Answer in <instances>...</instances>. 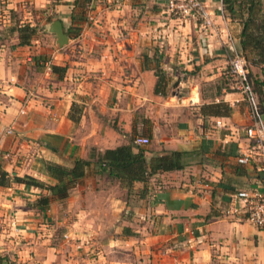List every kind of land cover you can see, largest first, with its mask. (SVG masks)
<instances>
[{
    "label": "crops",
    "instance_id": "obj_1",
    "mask_svg": "<svg viewBox=\"0 0 264 264\" xmlns=\"http://www.w3.org/2000/svg\"><path fill=\"white\" fill-rule=\"evenodd\" d=\"M165 1L0 0V169L8 181L0 186V255L13 264H264V230L224 214L238 189L264 192L258 163L236 161L249 116L225 75L232 47L253 78L264 79L239 44L246 18L253 30L264 19V0H254L252 13L248 0H234L232 11L202 0L213 20L206 31L170 16ZM55 20L66 36L61 46L50 31ZM22 24L36 27L27 45L13 30ZM52 65L64 72L58 77ZM156 68L165 72L163 96L153 92ZM217 102L226 114L201 107ZM135 136L149 140L140 146L146 159L179 151L184 162L133 182L144 186L140 197L93 164L62 201L13 179L52 183L44 162L71 167L90 147ZM41 195L49 201L39 209L32 204ZM88 238L95 252L82 255Z\"/></svg>",
    "mask_w": 264,
    "mask_h": 264
},
{
    "label": "trees",
    "instance_id": "obj_2",
    "mask_svg": "<svg viewBox=\"0 0 264 264\" xmlns=\"http://www.w3.org/2000/svg\"><path fill=\"white\" fill-rule=\"evenodd\" d=\"M234 0H221L222 6L228 11H232V4ZM250 2L247 7V13H252L251 4L254 0H248ZM264 17V12L261 14ZM253 22L246 18L242 23L240 31L239 44L241 50L247 46L252 52L251 64L260 65V73L264 75V19L260 23H256L254 30ZM17 34V44L27 45L30 43L32 36L36 31L35 26L28 24L16 25L13 27ZM242 56L245 57L244 54ZM64 66L52 65L50 67L51 72H54L58 77L64 72ZM154 76L156 78L153 92L159 95L166 94V76L162 69H154ZM248 78L252 84L254 93H260L258 97L260 101L264 98V79L259 80L253 78L250 71H248ZM227 79L231 80L229 77ZM228 88V87H227ZM216 94L218 92H215ZM202 109H206L209 114L223 115L228 112V106L223 102L203 104ZM72 118V117H71ZM93 164L97 172H104L108 176L116 177L121 187L125 188L126 192H132L137 197L143 195L144 186L140 189H132L133 182L144 183L148 177L157 171H168L173 169H180L184 166L182 160V153L179 151H167L163 152L151 160L146 159L144 151L140 146L132 144L131 140L124 145L117 146L111 149H104L102 151L97 150L95 147H90L86 158L76 159L71 167H65L60 164L52 162H44V173L54 180L52 183H46L42 180L34 177L23 175L21 177L14 176L13 179L16 182L22 183L25 186H33L40 189H44L50 193V196L62 201L67 196V190L72 187L75 181L84 175V172L88 165ZM6 172L0 169V186H7ZM49 198L47 195H41L36 198L32 205L42 209L47 206ZM122 233L127 234V228ZM9 259L6 255H0V264H7ZM13 264V263H12Z\"/></svg>",
    "mask_w": 264,
    "mask_h": 264
},
{
    "label": "built area",
    "instance_id": "obj_3",
    "mask_svg": "<svg viewBox=\"0 0 264 264\" xmlns=\"http://www.w3.org/2000/svg\"><path fill=\"white\" fill-rule=\"evenodd\" d=\"M122 0H112L116 7ZM166 12L178 19L193 21L201 31L210 30L213 27V20L205 10L202 0H166ZM88 20L91 16L88 15ZM227 64L225 75L233 80V87L241 94L246 103L249 122L243 127L245 138L244 148H240L236 161L245 164L249 160L258 163V171L264 174V118L253 91L252 84L248 78V66L245 58L236 53L232 47L226 54ZM31 95L29 94V97ZM28 98L24 97L19 108V113L24 112V106ZM6 134L12 133V128L4 130ZM132 144L144 146L149 140L144 136H135L131 139ZM7 156V153H4ZM231 207L224 211L226 216L234 220L248 222L260 230H264V192L260 189H238L232 198Z\"/></svg>",
    "mask_w": 264,
    "mask_h": 264
},
{
    "label": "rangeland",
    "instance_id": "obj_4",
    "mask_svg": "<svg viewBox=\"0 0 264 264\" xmlns=\"http://www.w3.org/2000/svg\"><path fill=\"white\" fill-rule=\"evenodd\" d=\"M229 82H230V85H233V80H232V79H231ZM169 88H171V87H169ZM256 96H257V95H256ZM257 99H258V102H259L260 108H261V109H262V108L264 109V100L260 101L258 97H257ZM261 111H262V110H261ZM263 118H264V116H263ZM124 193H125V192L122 191V192H121V194H122L121 196H124ZM127 202H128V201H127ZM131 203H133V202L131 201ZM61 205H62V204H61ZM121 216H122V219H121V220H124V222H123V221H122V222H123V223H126V225H127L126 227H128L129 223L132 222V219H131L132 216L129 215V212H128V211L125 212V213H123ZM108 220L111 221L112 219L109 218ZM128 229H129V228H128ZM122 231H123V230H122ZM122 231H121V232H122ZM56 232H57V231H56ZM99 233H100V232H99ZM98 236L100 237V234H99ZM90 238H91V237H90ZM99 239H100V238H99ZM87 241L90 242L89 247L87 246V247L83 248V246H79V248L77 249V250H79V253L82 254V255H85V254H86V255H89V254L91 255V254H93V253L95 252V250L92 251V249H90V248H93V249H94V245H95V244H92V242H91V240H89V238H88ZM88 242H87V243H88ZM108 245H109V244H108ZM88 248H89V249H88ZM4 255H5V254H4ZM6 256H7V255H6ZM8 259H9V258H8ZM9 262H10V264L14 263V261H13L12 259H9ZM7 264H9V263H7Z\"/></svg>",
    "mask_w": 264,
    "mask_h": 264
},
{
    "label": "water",
    "instance_id": "obj_5",
    "mask_svg": "<svg viewBox=\"0 0 264 264\" xmlns=\"http://www.w3.org/2000/svg\"><path fill=\"white\" fill-rule=\"evenodd\" d=\"M50 31L53 32L57 37V43L59 46L63 45L66 40V36L62 32L61 23L58 20H55L51 23Z\"/></svg>",
    "mask_w": 264,
    "mask_h": 264
}]
</instances>
